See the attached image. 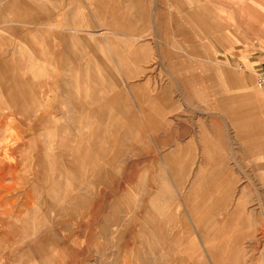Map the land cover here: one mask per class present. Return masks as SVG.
<instances>
[{
	"label": "rangeland",
	"instance_id": "1",
	"mask_svg": "<svg viewBox=\"0 0 264 264\" xmlns=\"http://www.w3.org/2000/svg\"><path fill=\"white\" fill-rule=\"evenodd\" d=\"M13 1L0 0V60L11 67L4 73H17L32 81L24 88L38 89L33 112L49 113L53 120L50 112L63 110L58 122L34 130L40 132L37 146L47 152L64 137L67 230L55 226L65 204L57 181L50 182V194L48 189L42 194L53 204L48 219L42 218L41 197L31 202L37 221L48 227L42 232L53 264H264V86L257 82L264 70V0H178L179 6L175 0H135L142 9L150 5L153 22L140 14L127 31L117 30L114 15L104 13L111 8L99 7V0H80L78 8L45 0V10L35 0H19L28 12L9 9ZM124 9L131 14L127 5ZM158 27L169 36L156 37ZM127 34L135 36L130 38L134 46L157 47L155 53L140 54V61L125 49L127 65L144 69L129 79L139 83L134 92L141 101L133 104L142 108L143 135L113 136L117 147L111 161L102 152H89L87 132L108 125L101 113L115 114L117 103L107 100L121 89L81 86L77 105L65 106L61 88L76 85L78 72L67 55L72 37L87 44L80 50L82 70L93 76L106 67L119 77V63L110 53ZM103 82L114 83H91ZM20 96L13 94L14 105H20ZM2 97L0 145H12L16 121L32 122L35 115L15 111L6 117L12 111ZM54 124H63L62 133ZM16 148L22 157L0 160L2 165L18 161L21 178L14 186L20 188L30 182L26 154L33 152L22 140ZM6 183L13 185L12 178ZM91 193L96 213L86 205L78 209L80 197L86 204ZM27 249L19 241L1 246L0 254L15 259Z\"/></svg>",
	"mask_w": 264,
	"mask_h": 264
},
{
	"label": "crops",
	"instance_id": "2",
	"mask_svg": "<svg viewBox=\"0 0 264 264\" xmlns=\"http://www.w3.org/2000/svg\"><path fill=\"white\" fill-rule=\"evenodd\" d=\"M36 2H39V4L42 3V7L45 5V0H35ZM80 0H65L66 4L69 5H75L78 4ZM100 3L99 7H106L111 8L109 11H105V14L114 15V18L112 19V22L116 23V28L119 31H127L129 29H134L138 19L140 18V14H145V19L153 22L151 20V7L150 5H147L146 7H143V9L140 7V5L135 0H127L128 9L131 8V14L129 11H125L126 5H123L119 2H111L109 4H104L102 1L99 0ZM110 1V0H105ZM175 2L178 4V0H175ZM23 5V2L19 0H14L12 3H9L8 8L12 9V7L18 6L21 9L25 11H29V9ZM115 7L114 11H112V8ZM74 8H78V6L75 5ZM42 10H45L44 7ZM47 10L50 12L51 9L47 8ZM52 15V14H51ZM210 15V14H208ZM211 14L210 16H212ZM55 17V13L53 14ZM156 17V16H155ZM73 24V23H69ZM9 29V28H8ZM11 29V28H10ZM3 30L2 23L0 22V34ZM154 35L156 37L160 36H169V33L162 30L158 27L157 29L154 28ZM120 36V35H117ZM124 37H128L127 41H124L120 39L117 43V50L111 51L110 54H114L116 57V62L119 63L117 66V69L121 72L119 77L111 75L109 70L104 67L100 74L93 75L91 74V71H84L81 69L82 65V57L83 54L80 51L84 47H86V43L80 39L72 37V50H70V53H67L68 58H70V63L73 65L74 68H76V71L78 72L77 76L74 77V80L76 82V85L74 86H67L63 87L62 89V96H65V106H76V90L79 89L81 86L85 88H93L96 86L106 87V88H117V91H120L121 93H118V95H113L108 97L107 102L108 103H117L116 106L113 108V112L115 114L110 115L111 111L109 112H103L102 119L109 120L108 125L106 122H104V126L102 127L100 132H94L91 133V131L88 130L87 134L90 136V143H89V152L94 151L102 152L104 153V156L108 160L111 161L114 160V150H116L117 147V141L113 136L115 135H123L125 138H129L128 136L130 134L136 135V138L138 139L139 136L143 135V118H142V108H136L134 106V101H141V96L138 93L134 92V89L138 87L139 83H132L129 82V79H133L137 76H140L142 73L141 71H144L143 68H139L138 66L132 67L129 64L127 65L128 61L130 60V57H128L127 51H125L126 48L128 49V52L130 54H133L135 59L137 61H140V54H144L147 50H152L153 53H155V46L152 44H145L144 46H134L131 39L132 37L130 34L124 35ZM139 38H142L141 36H137ZM3 39V38H2ZM127 54V55H126ZM146 54V53H145ZM146 58V55H145ZM144 59V58H143ZM141 58V60H143ZM4 60H0V95H3V101L5 105L9 107V109L12 111L10 115L8 116H15L14 112L21 111L22 114L27 116L28 118L32 115H35V119L31 121H23V120H17L16 121V127H14V136L17 140H22L28 142V145L30 147V151L33 152L29 155L26 154L28 160L32 166L30 169L31 176L29 177L30 182L28 184H25L27 182H23L19 187H15L14 185L17 184V180L21 178V176L18 175V161L12 162L9 161L8 164H1L0 160V208L2 210V214L0 215V247L5 244H17V242H26L28 244L27 252L20 254L18 258L12 259L5 253L2 255L0 254V264H53L55 262V256L51 253V251L47 247L46 238L47 235L44 234L42 231H48L46 228V225L40 221H37V210L32 209V201L34 200V196H40L41 199L39 202L43 204V216L42 218L48 219V210L53 208V204H49L47 202V199L42 197V194L45 190L48 189V192L50 194V182L52 181V186L54 181H57V186L59 187V194L61 193L62 196V202H64V207L59 209L58 215H57V222L55 226H59V230H67L69 225V220L65 221V217L67 214H62V211H65L68 209V204L66 202L65 197V190L64 192L61 190V187H66L65 185V154L63 153V139L64 137L61 136L60 141H58L57 147L54 151H44L42 148L38 147V137L37 134L40 132L34 131L37 129V125L39 126H49L52 124V122H58L59 119L63 117V110L60 108L53 109L50 113L54 117L53 120L48 118V114H38L33 112L35 108V103L37 102V94L36 92L38 89L36 88H24L25 85L31 84L32 81L24 80L22 77L17 74H10V73H4L11 69V67L8 64L4 63ZM122 64H125L123 66ZM127 65V66H126ZM75 72V71H74ZM114 81L111 84L108 83H100L92 85V81ZM82 82L83 85L77 86L78 83ZM15 92L20 93V105H18V102L14 105V98L13 94ZM111 90H110V92ZM109 94V95H111ZM16 99V98H15ZM18 101V100H15ZM20 106V107H19ZM64 106V105H63ZM109 113V114H108ZM112 114V113H111ZM65 117V114H64ZM58 118V119H56ZM113 118L117 119L116 122H110V119L113 120ZM134 119V120H133ZM50 123V124H48ZM129 124V127L127 126ZM22 126V128H20ZM25 127H28L31 131L28 133H22L20 130L25 129ZM63 124H54V131L62 133ZM73 136V135H72ZM91 136H95L94 140L91 139ZM74 137V136H73ZM142 138V137H141ZM132 140V139H130ZM16 142L12 145L9 143L0 145V159L1 158H14L17 159L21 156L19 153L20 150H17L16 148ZM93 149V150H92ZM28 149H25L27 151ZM113 155L110 157V154ZM103 156V157H104ZM22 157V156H21ZM107 160V159H106ZM104 160L107 164V161ZM22 160H20L21 162ZM93 165L90 164L89 168H91ZM106 166V165H105ZM84 167H77V169L82 170ZM54 171H57V178H54ZM51 174V175H50ZM102 175V174H101ZM8 177H11L13 180V185L7 184L6 180ZM93 183V182H92ZM21 188H24V190H20ZM13 191V192H12ZM5 199V201L3 200ZM21 199V202L19 200ZM94 194L91 193L90 197L86 198V204L84 201H82V196L80 197V205L78 209L82 208L84 205L87 206L88 209H91L93 213H96L97 210V202L94 200ZM88 200H91V204ZM118 202H114L113 208L115 209ZM77 209V210H78ZM27 212L29 216L27 217L24 212ZM38 231L35 235H31V231ZM58 230V229H56ZM130 246L126 244L127 250H132V248H129ZM35 260L34 262L31 260ZM127 263V262H126Z\"/></svg>",
	"mask_w": 264,
	"mask_h": 264
},
{
	"label": "built area",
	"instance_id": "3",
	"mask_svg": "<svg viewBox=\"0 0 264 264\" xmlns=\"http://www.w3.org/2000/svg\"><path fill=\"white\" fill-rule=\"evenodd\" d=\"M257 82L260 86H264V70L259 73Z\"/></svg>",
	"mask_w": 264,
	"mask_h": 264
},
{
	"label": "bare ground",
	"instance_id": "4",
	"mask_svg": "<svg viewBox=\"0 0 264 264\" xmlns=\"http://www.w3.org/2000/svg\"><path fill=\"white\" fill-rule=\"evenodd\" d=\"M85 155H86V154H85ZM87 156H88V155H87ZM84 157L86 158V156H84ZM87 158H88V157H87ZM83 161H84V160H83ZM85 161H86V160H85ZM85 161H84V162H85ZM81 163H82V162H81ZM87 163H88V162H87ZM87 163H86V164H87Z\"/></svg>",
	"mask_w": 264,
	"mask_h": 264
}]
</instances>
